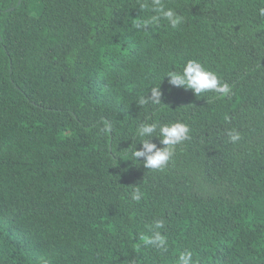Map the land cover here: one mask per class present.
Instances as JSON below:
<instances>
[{"label": "trees", "instance_id": "1", "mask_svg": "<svg viewBox=\"0 0 264 264\" xmlns=\"http://www.w3.org/2000/svg\"><path fill=\"white\" fill-rule=\"evenodd\" d=\"M163 2L177 29L137 30L138 0H0V264H264V0ZM188 59L233 95L171 87ZM145 120L191 127L162 172L117 157ZM157 220L163 254L141 239Z\"/></svg>", "mask_w": 264, "mask_h": 264}, {"label": "clouds", "instance_id": "2", "mask_svg": "<svg viewBox=\"0 0 264 264\" xmlns=\"http://www.w3.org/2000/svg\"><path fill=\"white\" fill-rule=\"evenodd\" d=\"M138 5L143 15L149 13L147 18H139L135 21L134 27L137 30H147L150 27H158L161 21H166L172 29H177L184 23V16L179 14L174 8L168 7L163 0H138ZM259 15L264 17V7L258 9ZM142 15V16H143ZM168 84L174 88H182L185 91L191 90L196 97L212 94L215 99H223L233 95L232 87L225 82L220 74L205 65L198 59H188L180 70L168 71L164 75ZM161 85H154L150 88L146 96L138 97L136 105L141 109L148 108L149 105L159 107L162 105ZM102 135H110L113 132V124L107 119L100 121ZM227 142L233 145L242 141V133L231 128L226 131ZM134 137H138L141 145L137 149L133 144L129 149L121 152L120 157L124 160H131L139 163L143 159V166L151 171H164L173 161L176 155L177 146L191 139V127L184 122H140L134 130ZM153 138H158L163 147H158L153 143ZM145 196V193L139 186L134 188L131 193V199L139 203ZM165 222L157 220L149 226L151 235L141 237L146 245L152 246L162 254L168 251V241L159 231L163 229ZM177 264H198L194 259L192 250L182 251L177 259Z\"/></svg>", "mask_w": 264, "mask_h": 264}, {"label": "rangeland", "instance_id": "3", "mask_svg": "<svg viewBox=\"0 0 264 264\" xmlns=\"http://www.w3.org/2000/svg\"><path fill=\"white\" fill-rule=\"evenodd\" d=\"M39 259H41V260H45L46 259V256L44 255V254H37L36 255Z\"/></svg>", "mask_w": 264, "mask_h": 264}]
</instances>
